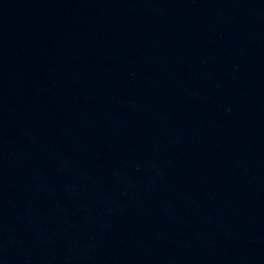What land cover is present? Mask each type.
<instances>
[{
	"label": "water",
	"instance_id": "1",
	"mask_svg": "<svg viewBox=\"0 0 264 264\" xmlns=\"http://www.w3.org/2000/svg\"><path fill=\"white\" fill-rule=\"evenodd\" d=\"M0 264H264V0H0Z\"/></svg>",
	"mask_w": 264,
	"mask_h": 264
}]
</instances>
